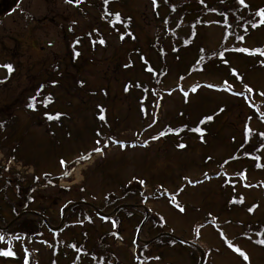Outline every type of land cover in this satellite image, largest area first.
Returning a JSON list of instances; mask_svg holds the SVG:
<instances>
[{"label": "rangeland", "instance_id": "374dc122", "mask_svg": "<svg viewBox=\"0 0 264 264\" xmlns=\"http://www.w3.org/2000/svg\"><path fill=\"white\" fill-rule=\"evenodd\" d=\"M38 1L40 5H36L37 0L21 2L23 7L28 8L29 14L35 15L29 18L34 21L21 22L20 20L27 21V17H22L16 10L4 16V21L0 22V41L4 43V40H7L6 46L8 50H12L13 57L17 59L15 61L18 62L17 67L21 71V76L26 71L30 73L36 71V66H39L45 58L64 56L71 42L64 23L69 22L70 18H77L82 23L87 19V13L83 16L76 6L64 0ZM250 1L257 5L263 0ZM114 5L127 12L133 5V0H125V4L118 1ZM135 6L139 10L135 12V15L142 21L141 25L148 30L150 35L155 36L157 33L162 37L168 62L171 64L163 83L170 87L179 73L178 63L173 64L176 58L172 52L174 36L168 34V31L166 35L163 34V28L160 22H156L149 0H135ZM97 9L94 6L87 8L89 22H95L94 15L97 14ZM36 16H41V23L36 22ZM256 23H253L255 27L252 24L250 34L245 35V40H248L250 45H246L250 48L248 51L243 50L244 45H236L231 41L228 44L231 51H223V54L219 55L220 59L227 56L237 67L231 64L225 66L221 63L223 64L222 70L213 71V76L210 75L211 71L208 69L201 73L208 79L222 81L227 70L240 71L245 75L244 81L240 82L239 79H224L223 81L225 85L239 91L248 102H240L241 99L238 97L235 99L227 89L221 91L213 85L211 87L202 85L193 88L200 92L188 88L187 91L191 96V102L188 101L190 103L187 104L189 109L179 115V108L184 104L181 93L178 90L172 91L170 88L161 93L157 109L159 121L160 119L165 121L166 116L173 121L176 117L182 118V116L185 119H191L186 126L188 136L180 134L181 142L186 143L184 147L176 143L178 139L176 135L168 134L158 137L157 134H153L151 136V130L162 129L159 121L156 120L154 128L143 127L152 117L147 116L142 120L139 110L141 102L137 99L135 101V98H128L126 93L119 89L121 86L118 82L106 76L111 69L108 66L109 61L116 58L115 48L120 44V36L113 31L105 30L103 35L105 44H101L98 40H95L92 45L88 43V50L86 52L85 49L81 68L90 85L87 87L89 90H85L83 95L82 102L85 107L72 109L71 113L74 115L72 120L69 114L64 119L74 130L76 128L74 120L85 115L79 112L82 110L90 119L87 122L90 123L89 125L101 128L100 124L92 122L96 120L95 112L97 113L98 104L102 103L103 99L99 95L90 94V90L106 85L113 92L119 89L120 95H114L113 103L108 104L109 116L107 117L118 139L108 137L100 144L93 145L91 148L95 147L92 150H100H91L88 157L81 159L82 162L79 159H73L74 156L71 154L77 150V145L71 142L69 146L73 147V151L66 153L71 166L68 173L60 177L57 186H41L38 202L47 204L50 211L57 215L60 206L71 199L95 202L104 209L107 208L101 201H105L107 193L121 195L120 201L127 203L143 200L142 203L147 204L154 213H158L161 217L153 215L149 218L141 231L142 238H148L161 231L172 232L184 241L196 242L197 245L194 246L196 249H204L205 264H264V244L260 243L264 240V200L261 197L264 194V135H261L264 133V22L262 27H257ZM21 27L23 28L22 34L20 33ZM222 28L216 24L201 26L198 28L193 47L187 46L181 50L186 53L187 50L195 48L197 50L199 47L206 50L216 49L222 40ZM138 33L142 38L138 41L146 46L145 36L139 22ZM9 36L11 39L8 38ZM47 41H53L52 45L46 44ZM256 42L258 45L255 46ZM2 43H0V49ZM150 53L154 63L158 65V52L155 48H151ZM191 54H193L192 61L195 52L192 50ZM4 60L5 58H1V62ZM188 61V54H186L181 63L184 62L186 65ZM69 67L71 71H75L74 68ZM185 68L183 67V70ZM137 72L141 76L144 73L140 67ZM3 73L4 69L0 68V75L2 76ZM201 74L199 77H203ZM9 79L10 85L2 82L3 86L0 91L4 95L8 94V90L17 92L15 89H18V85L13 83L16 79H13V76ZM73 89H75L74 86L71 87V90ZM200 93L206 94V99L201 98ZM71 95L72 99L81 97L75 91ZM231 101L233 103L230 105ZM2 103H8L7 99H4ZM226 106L229 107L223 110L222 108ZM211 108L214 109L211 119L201 120V115ZM20 114L22 119L29 123L30 115L24 111H20ZM117 115L118 118L115 117ZM117 119H119L118 122ZM77 123L85 139L83 141L79 139V145L86 143L89 145V142L93 140V137L91 138L93 132L83 128L85 122L81 118ZM52 124L55 123L44 121L40 126H32V130L40 135V138H46L51 135L49 127H54ZM197 128L202 131H196ZM0 150L5 154L3 157L5 161L8 156V146L0 147ZM30 150L23 148L20 152L22 155L20 159L25 167L23 166L24 168L17 172L26 175L34 173L35 166L32 168V162L25 158V153L28 155ZM56 159L57 156L53 152L43 154L41 151L39 170H57L59 165ZM16 165L22 166L21 162ZM133 177L137 178L140 183L143 181L141 183L144 188L143 193L140 191L138 196L122 194L126 189L123 187H126L127 182H131ZM9 192L13 194L12 190ZM165 194H168L172 200H167ZM44 198L50 199V202ZM54 200L57 201L51 206ZM6 211L9 216L8 210ZM137 213L134 214L135 217H139L140 212L137 211ZM92 218L94 224L84 229L91 235V240L97 241L96 238L104 230L112 229V226L93 213ZM16 222L13 223L12 230L16 228L15 225L18 224ZM135 222V219H130L123 224L125 230L121 232L126 240L131 238ZM256 231H259V235ZM0 236H4L3 230H0ZM160 238H167V241L172 239L168 236ZM47 239H41V243L32 242L36 253L38 254L37 251H39L40 255L41 252V258L37 264H49L51 261L52 245L46 244ZM9 243L6 240L1 241L3 246ZM15 246L21 249L24 247L19 239L15 240ZM113 247L120 259L127 264L130 263L129 256L134 250L130 242L127 244L125 240L119 238L114 242ZM190 248L189 245L180 242L171 245L165 261L173 264H194V253L189 251ZM3 251L5 250H0V264H17L11 255H4ZM5 256L6 261H4ZM245 256L247 259L244 258ZM89 258L80 264L92 263V259ZM56 262L69 264L67 258H62L60 255L57 256Z\"/></svg>", "mask_w": 264, "mask_h": 264}, {"label": "trees", "instance_id": "16d2710c", "mask_svg": "<svg viewBox=\"0 0 264 264\" xmlns=\"http://www.w3.org/2000/svg\"><path fill=\"white\" fill-rule=\"evenodd\" d=\"M114 1L116 0H92L93 6L98 8L96 10L97 14L94 15L95 22H69L67 25V34L71 38V42L69 43V49L66 54L62 57L45 58L41 66L36 68V71L31 73L28 71V73L21 78H15L16 82H12L19 83L20 85L17 93L9 92V90L6 95H4L3 92L0 93L3 94V97L27 101V104L25 103L24 105V109H22L32 116V119H34L33 123L41 125L44 121H51L56 124H52L54 127H49L51 132L49 137L40 138V135L33 132L30 126L31 121L28 123L26 120L22 119L21 114L15 113L9 108H13L14 106H0V147L5 145L8 146V154L15 158H20L22 156L20 152L23 148L31 149L28 155L25 153V158L35 166L34 173L26 175L0 164L1 224H6L22 210L32 208L45 214L52 224H58L60 222V212L72 199L64 202L61 205L59 213L55 215L50 211L47 204L38 202V198L41 195V186H57L59 178L68 173L71 166L69 165L70 160L67 159L66 153H71L73 151V147L69 146L71 142L77 145V150L73 151L71 154L74 156H72L73 159L81 160L91 153L90 151L95 147L91 148L93 145L100 144L109 136L113 137L114 135L117 137L116 131L113 125L108 122L107 117L109 116L108 104L113 103L112 99L114 95H120L118 93L119 89H122L128 98H135V101L137 99L141 102L139 110L142 115V120L146 119L147 116L152 117L143 127L147 126L151 128L154 125L153 120L157 116L155 109L162 92L171 88L173 85L172 89L177 90L180 88H193L201 81L214 82L201 73L208 69L211 71L210 75L213 76V71L222 70L221 67H223V64L226 66L225 60L229 58L225 56L221 58L223 61H220L219 51L221 53L223 51H231L230 46L227 44V40L231 36H234L233 43H235V41L243 43L244 37L248 31L246 22H261L264 19V16L260 14L261 10L264 9V3L262 5H254L250 0H243V3H241L240 0H149L154 8L155 20L156 22H160L163 28V34L166 35L168 31V34L174 36L172 52H174L176 58L173 64L178 63L179 73L174 78L175 80L172 81L170 87H168L169 85H165L163 81L170 70L171 64L168 62L169 59L167 57L166 48L162 43V37L157 33L155 36L150 35L148 30L141 25L142 21L135 15V12L139 11L136 7H132L133 10L129 8L127 12H124V10L117 8L119 6L114 5ZM207 2H211V5ZM210 9L217 15L215 22H219L223 27V40L219 47L214 50L199 48L196 51L192 49L195 52V57L191 61L193 57V54H191L192 50L186 48V50L189 49L190 51L187 50V52L184 53V50L181 49L187 46L193 47L192 42L196 40V36L198 35L196 26L198 22L208 21L205 16ZM230 13L233 14V18L230 17ZM135 16L139 20V26L144 33L146 46L138 41V39L142 38L138 33V22H136ZM86 18L89 20L88 15H86ZM171 29L172 32H170ZM105 30L110 32L113 31L121 38L120 44L115 48L114 56L116 58L113 61H109L108 66L111 69L106 73V76L111 80L114 78L121 88L116 89L114 92L111 91L107 85L105 87L91 89L90 94L99 95L103 99V102L98 104L97 113L95 112L96 120L92 122L94 124H100L101 128H99V126L93 127L89 125L90 123L87 122H89L90 119L87 117V113L80 110L79 112L85 115L74 120V126H76V128L73 130L65 122L66 120L64 117L69 114L72 120L74 115L71 113V110L85 107L84 102H82L83 95L85 90H89L87 87L90 86L87 77L83 75L81 69L85 49L87 52L88 43L92 45L95 40H98L101 44H105V38L103 36ZM151 48H155L158 52V65L154 63L151 57ZM0 51L1 54L3 49H0ZM186 54H188L189 61L185 65L184 62L181 63V61ZM217 56L220 59L219 61ZM13 61L16 62L15 60ZM13 61L7 59L6 63L11 64L12 68H15L17 64L15 65ZM69 66L74 68L75 71H71ZM83 67H85V65ZM139 67L143 69L144 73H142V76L137 72ZM183 67L186 68L183 70ZM11 72L12 71H8L5 73V75L0 78V82L7 81L6 84L10 85L9 77L11 76ZM200 74L203 77H199ZM225 76L229 77V73L227 72ZM24 81L25 86L22 85ZM72 86H74L75 89L71 90ZM73 91L81 97H78V99L76 98L77 100L72 99L73 96L71 94ZM187 97L186 94L182 97L185 105L182 104L180 106L179 111L181 112L178 111L179 115H181V113L184 114V112L189 109L187 107ZM200 97L206 99V94L200 93ZM190 98L191 96L189 97V101L191 102ZM190 102H188V104ZM260 103L261 102H259V104ZM228 107L229 106H226L222 109L224 110ZM213 110L214 109L211 108L208 112L203 113L201 115L202 117L200 116L201 120L206 119V117H211L214 114ZM115 117L118 118V115ZM80 118L85 122V127L83 128L93 132L91 136V138L93 137V142H89V145L87 143L81 146L79 145V139L82 141L85 140L80 132V126L76 125ZM118 121L119 119H117V122ZM188 121H191V119H185L183 116L182 118L176 117L175 121L166 116L165 121H162V119L159 121L162 129L157 132L154 131L162 136L168 134L176 135L179 139V141L178 139L176 140V143L180 145V134H187L186 126ZM75 133L77 134L74 137ZM41 151H43V154L53 152V154L57 156L56 163L59 165L57 170H39L41 166L39 162ZM61 159L65 161L63 165L60 163ZM125 188L123 193L127 192L131 196L139 194L140 191L143 193L144 191V188H142L137 178H133L129 183L127 182ZM10 190L13 191V194H10ZM119 198H121V196L119 197L116 194L107 193L104 207H106L107 210H111L119 203ZM44 200L50 202V199L44 198ZM56 201L57 200H54L51 206ZM89 209L93 210L90 206L84 204L75 206L68 212V215H66L65 224L67 226H75V221H83V219L91 223V218H89L86 213ZM134 209H128L126 212L127 219L131 218L132 210ZM6 210H8L9 216ZM142 213H144L143 210ZM113 219L116 220L117 226L120 227L123 219H119L117 215H115ZM17 222L18 224L15 225L16 228L14 230H12V228L8 229L7 235L12 237L20 236L28 245H31L36 238L41 239L45 237L46 232L44 231L48 229L42 217L36 215H25ZM139 222L140 219L137 224L134 225L135 229H137ZM118 227L117 229L119 230ZM48 232L54 237L53 248L54 251H56L58 247L57 244H59V233ZM115 237H117L115 230H108L98 236V238H96L97 241L95 239H89L92 243L90 250H86L82 244H78V253L82 251L90 253L93 264H102L104 261H107L108 264H127L119 258L112 246V240ZM166 239L160 238L151 244L136 246L135 252L129 256L130 263L128 264H143L144 261H147L148 264H154L156 262L157 264H161L168 255V251L167 249L164 250L162 247H156V245L157 243L165 245L167 242ZM169 240L170 242L177 243L176 240ZM129 242L130 240H128V243ZM134 242L135 238H133L130 243L134 244ZM191 250L194 251L195 262H197L199 253L193 247H191ZM78 258H80L79 255ZM27 260L31 262L33 256L28 257Z\"/></svg>", "mask_w": 264, "mask_h": 264}, {"label": "flooded vegetation", "instance_id": "af4514ba", "mask_svg": "<svg viewBox=\"0 0 264 264\" xmlns=\"http://www.w3.org/2000/svg\"><path fill=\"white\" fill-rule=\"evenodd\" d=\"M23 0H0V22L4 21V16H6L7 14H11L12 12L18 10V12L22 15V17H27V21L25 20H20L21 22H32L34 21V19L29 20L30 16H35L34 14H29L28 12V8L27 7H23L21 5V2ZM37 4L36 5H40L39 1L37 0ZM21 5V6H20ZM10 11V12H9ZM37 17V21L36 22H41V16H36ZM13 22H18V21H13ZM41 47V45H40ZM2 101L4 100H0V103H2ZM8 103L12 102V100H7ZM18 100H14L13 102H17ZM3 104V103H2ZM65 230V229H64ZM71 237L70 239L72 240H76V233L71 232ZM75 252V251H73ZM74 259L71 260V264H76V252L74 254Z\"/></svg>", "mask_w": 264, "mask_h": 264}, {"label": "water", "instance_id": "95a60500", "mask_svg": "<svg viewBox=\"0 0 264 264\" xmlns=\"http://www.w3.org/2000/svg\"><path fill=\"white\" fill-rule=\"evenodd\" d=\"M73 205H74V204H71V205L67 206V207L65 208L64 212H63V215H64L65 211H66L69 207H71V206H73ZM123 205H126V204H121V205L117 206V208H119L120 206H123ZM25 213H37V212H35V211H23V212H21L19 215H17V216L14 218V220H16L17 218H19L21 215H23V214H25ZM100 213H102V212H100ZM37 214L40 215V213H37ZM147 216H148V213L146 212L145 218H144V220L142 221V223L140 224L139 229H138V233H137V241L139 240L140 230H141V227H142L144 221L147 219ZM43 218H44V217H43ZM14 220L10 221L7 225L4 226V228H7V227H8V226H9ZM0 228H3V227L0 226ZM161 234H168V235H171V236H173V237H175V238H177V239H181L180 237H178V236H176V235H174V234H172V233H169V232H162ZM158 235H160V234H158ZM158 235H157V236H158ZM157 236L152 237L151 239L147 240L146 242H147V243L150 242L151 240H153V239H154L155 237H157ZM203 261H204V253L202 252L201 255H200V260H199L198 264H202Z\"/></svg>", "mask_w": 264, "mask_h": 264}, {"label": "snow or ice", "instance_id": "6c2138e0", "mask_svg": "<svg viewBox=\"0 0 264 264\" xmlns=\"http://www.w3.org/2000/svg\"><path fill=\"white\" fill-rule=\"evenodd\" d=\"M75 2H79V0H75ZM241 3H243V0H240ZM262 16H264V9L261 10V13H260ZM253 27H255V24H253ZM103 42V41H101ZM245 51H248L247 49H245ZM3 67L7 68L9 71L12 70V65L11 64H6V65H3ZM211 87V85H210ZM34 99V98H33ZM34 107V105H33ZM206 119H211V117H206ZM196 131H202L201 129L197 128ZM261 135H264V133H261ZM183 146V145H181ZM100 149H94V151H99ZM60 163L61 165H63L65 163V161L63 159L60 160ZM141 183H143V181H141ZM182 210V209H181ZM249 211H251V209H249ZM0 239H3L2 236H0ZM260 243L264 244V240L260 241ZM237 251H239V249H237ZM3 254L4 255H14V253L11 251V250H6V251H3ZM245 259H247V256L244 257Z\"/></svg>", "mask_w": 264, "mask_h": 264}]
</instances>
